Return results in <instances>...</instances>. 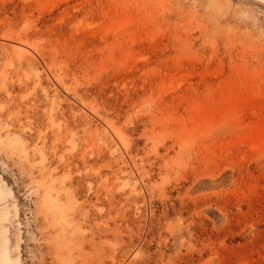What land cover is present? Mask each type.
Returning <instances> with one entry per match:
<instances>
[{
    "label": "rangeland",
    "instance_id": "1",
    "mask_svg": "<svg viewBox=\"0 0 264 264\" xmlns=\"http://www.w3.org/2000/svg\"><path fill=\"white\" fill-rule=\"evenodd\" d=\"M0 264H264V4L0 0Z\"/></svg>",
    "mask_w": 264,
    "mask_h": 264
},
{
    "label": "bare ground",
    "instance_id": "2",
    "mask_svg": "<svg viewBox=\"0 0 264 264\" xmlns=\"http://www.w3.org/2000/svg\"><path fill=\"white\" fill-rule=\"evenodd\" d=\"M256 1H259V2H261V3H263V4H264V0H256Z\"/></svg>",
    "mask_w": 264,
    "mask_h": 264
}]
</instances>
